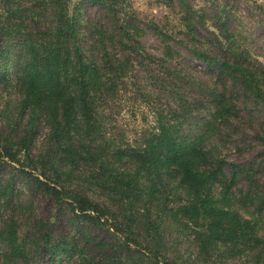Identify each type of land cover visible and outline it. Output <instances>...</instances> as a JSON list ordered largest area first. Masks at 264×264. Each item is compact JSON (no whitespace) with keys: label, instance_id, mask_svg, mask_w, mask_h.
Returning a JSON list of instances; mask_svg holds the SVG:
<instances>
[{"label":"trees","instance_id":"16d2710c","mask_svg":"<svg viewBox=\"0 0 264 264\" xmlns=\"http://www.w3.org/2000/svg\"><path fill=\"white\" fill-rule=\"evenodd\" d=\"M90 1L119 7L122 0ZM179 2L185 13L180 26L192 35L193 5L188 0ZM17 10L8 5L0 10V46L6 20ZM115 12L114 31L104 26L91 29L64 5L53 11L51 27L40 23L35 33L24 38L26 53L17 80L24 91L20 110L29 117L30 131L19 139L0 134V241L7 247L2 264L11 260L32 264L40 250L50 251L52 261L79 257L86 264H179L165 251L144 245L135 229L136 224L151 220V208L143 201L151 198L152 184L164 179L178 180L183 186L187 199L173 210V218L196 230L202 251L222 244L244 247L252 264H262L264 237L257 232V222L232 208L234 204L255 205L253 189L237 187L239 176L250 168L229 161L224 145L217 141L216 130L221 135L233 114L225 90L216 87L202 93L198 105L191 99L198 103L200 99L183 88V72L165 65L167 72L150 78L164 88L167 103L145 95L144 81L132 80L137 79L138 68L156 64V58L137 38V29L127 28L123 11ZM221 28L228 32L225 26ZM153 29L167 46L166 57L173 58L169 42L180 40L176 33L155 23ZM228 42L222 34L215 43L222 57L195 44L187 48L220 79L237 74L243 86L262 92L256 65L246 61L238 45ZM228 52L234 59L226 56ZM127 82H132L139 100L148 102L152 126L137 131L139 137L109 142L107 104ZM40 116L52 146L36 153L31 147V130ZM6 166L11 169L3 175ZM17 176L60 209L112 230L113 238L98 240L85 233L81 244L75 237L54 233V219L42 216L33 217L21 234L27 201L16 192ZM89 245L100 257L89 254Z\"/></svg>","mask_w":264,"mask_h":264},{"label":"rangeland","instance_id":"374dc122","mask_svg":"<svg viewBox=\"0 0 264 264\" xmlns=\"http://www.w3.org/2000/svg\"><path fill=\"white\" fill-rule=\"evenodd\" d=\"M188 2L193 5L190 9L193 11L190 15L192 35L186 32V28L180 26L185 13L179 0H122L119 7L90 0H0V10L6 5L18 9L13 17L6 20L7 28L0 46V134L19 139L30 131L29 117L20 110L19 101L24 91L22 84L17 80L19 64L26 53L24 38L32 32L35 33L40 23L51 27L53 11L64 5L91 29L95 26H104L114 31L112 27L116 20L115 11H123L121 17L125 20L127 28L137 29L139 35L137 38L157 61L156 64L138 68L135 73L137 79L132 80L144 81L143 85L147 91L145 95L152 97L155 95L162 99L164 105L167 103L165 101L167 94L166 97L163 94L164 88L150 78L154 73L162 75V72H167V67L183 72V88L191 93V96L200 99L199 103L191 99V102L198 105L202 102L200 96L202 93H209L216 87L221 91L225 90L229 103L233 105V114L222 126L221 135L216 130L217 141L224 145L225 155L229 161L250 168V172L239 176L237 187L244 191L253 189V195L257 194L254 206L234 204L232 208L243 216L255 220L258 234L264 237V0H188ZM222 11L225 13L220 16ZM154 23L164 31L175 32V37L180 39L169 42L173 58L166 57L167 46L153 29ZM222 26H225L229 33L223 31ZM222 34L227 42L229 40L228 43L236 44L244 51L247 62L252 61L256 65V76L263 84L262 92L243 86L237 79V74L220 79L212 67L194 57L187 48L195 44L199 48L209 49L216 57H222L224 55L222 50L215 48V43ZM87 37L88 41L93 39L91 35ZM226 56L234 59L231 52ZM132 82L122 85L107 104L105 125L110 132L109 142H113V139L139 137L137 131L152 126L153 118L148 102L139 100ZM200 84L204 87L199 88ZM51 146L52 141L48 137L47 127L40 116L31 130V147L34 152L43 153L50 150ZM3 168L5 173L3 175H7L11 167ZM155 183L156 185L152 184L151 198H145L143 201V204L146 202L147 207L151 208L152 215L149 216L151 220L135 225L144 245L165 251L170 259L179 264L254 262L244 247L222 244L202 251L196 240V230L191 225L173 218V210L187 199L183 186L178 180L171 179ZM16 185V192L27 201V212L23 214L20 222L21 234L26 233L33 217L42 216L54 219V233L75 237L81 244L85 242L83 238L85 233H91L92 238L98 240L113 238L112 230L110 232L105 227L77 217L67 209H60L51 198L31 183L25 182L22 177L17 176ZM17 200L15 199V204ZM259 203L261 206L257 208ZM87 249L89 254L100 257L101 253L91 245L87 246ZM6 250V245L0 241V264L4 262ZM10 264L24 263L11 260ZM32 264H86V262L81 261L79 257L69 261L63 258L52 261L50 251L40 250L35 254Z\"/></svg>","mask_w":264,"mask_h":264}]
</instances>
